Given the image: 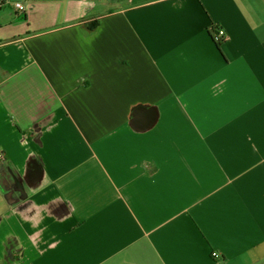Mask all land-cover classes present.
<instances>
[{
  "label": "crops",
  "instance_id": "obj_1",
  "mask_svg": "<svg viewBox=\"0 0 264 264\" xmlns=\"http://www.w3.org/2000/svg\"><path fill=\"white\" fill-rule=\"evenodd\" d=\"M2 1L0 264H264V0Z\"/></svg>",
  "mask_w": 264,
  "mask_h": 264
},
{
  "label": "water",
  "instance_id": "obj_2",
  "mask_svg": "<svg viewBox=\"0 0 264 264\" xmlns=\"http://www.w3.org/2000/svg\"><path fill=\"white\" fill-rule=\"evenodd\" d=\"M137 110H140V112L137 114L136 117H134V122L137 126L145 127L150 126L154 122V113L153 110L145 104H138V106L135 108ZM135 109H133L135 111Z\"/></svg>",
  "mask_w": 264,
  "mask_h": 264
},
{
  "label": "built area",
  "instance_id": "obj_3",
  "mask_svg": "<svg viewBox=\"0 0 264 264\" xmlns=\"http://www.w3.org/2000/svg\"><path fill=\"white\" fill-rule=\"evenodd\" d=\"M15 7L17 9V11L19 12V14H23L26 11V6H25V2L23 0H17L15 1ZM214 39L217 43H219L220 41H223L224 38L226 37L224 30L222 29H218L217 32L215 33ZM6 161V155L3 152H0V162H5ZM215 256H218L217 254H215Z\"/></svg>",
  "mask_w": 264,
  "mask_h": 264
},
{
  "label": "trees",
  "instance_id": "obj_4",
  "mask_svg": "<svg viewBox=\"0 0 264 264\" xmlns=\"http://www.w3.org/2000/svg\"><path fill=\"white\" fill-rule=\"evenodd\" d=\"M2 3H4V2H3L2 0H0V5H1ZM98 25H99V24H98ZM218 27H219V26H214V27L212 28V31L216 33L217 30H218ZM94 29H95V28H94ZM212 37H214V36H212ZM226 41H227V37H225L223 41H220V42L217 43V44H218V46H221V45L224 44Z\"/></svg>",
  "mask_w": 264,
  "mask_h": 264
}]
</instances>
